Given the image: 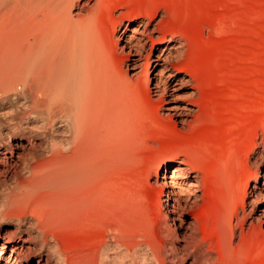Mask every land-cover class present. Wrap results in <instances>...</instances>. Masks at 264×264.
<instances>
[{"label": "bare ground", "instance_id": "bare-ground-1", "mask_svg": "<svg viewBox=\"0 0 264 264\" xmlns=\"http://www.w3.org/2000/svg\"><path fill=\"white\" fill-rule=\"evenodd\" d=\"M81 1L0 0V218L17 221L15 231L0 243V264H30L32 256L39 257L36 264H73L58 243L59 228L52 221L63 217L57 212L49 222L42 216L44 208L36 205L68 200L79 212L88 203H98L102 179L111 169L127 165L135 148L133 100L141 80L145 91L161 98L162 108L168 98L173 100L166 109L173 115L166 118L177 117L175 125L181 130L193 131L207 122L198 97L204 86L185 67L188 46L167 30L161 9L115 18L114 0H92L93 5L84 0L74 13ZM104 14L114 22V49L129 50L127 69L136 72L131 77L109 63L100 29ZM10 21L15 25L11 30H19L16 36L6 31ZM119 41L124 42L121 48ZM148 50L150 67L139 72ZM19 84L22 93L16 90ZM182 91L186 102L174 103ZM255 132L234 149L239 174L227 184L230 188L218 170L207 166L206 157L193 151L153 164L148 185L159 194L160 210H167L159 243L134 242L120 230L108 231L93 253V264L252 263L240 250L261 238L264 245V231L256 239L257 227L246 229L248 219L264 205V150ZM222 197L228 201L226 230L216 250L200 233L207 208ZM24 214H29L26 223ZM192 216L194 221L186 223ZM169 221L179 223L176 229ZM22 228L26 237L9 249Z\"/></svg>", "mask_w": 264, "mask_h": 264}, {"label": "rangeland", "instance_id": "rangeland-1", "mask_svg": "<svg viewBox=\"0 0 264 264\" xmlns=\"http://www.w3.org/2000/svg\"><path fill=\"white\" fill-rule=\"evenodd\" d=\"M83 1L76 6L74 13L83 7ZM114 1L115 18H121L120 13L125 12L130 15H147L161 9L168 23L167 30L181 37L188 46L184 59L185 67L198 75V80L204 86V91L198 97L202 104L204 120L207 122L193 131L181 130V126L178 128L175 125V122L179 121L177 117L173 116L174 121L166 118L167 115H173L166 110L172 99L168 98L166 108H162L161 98L155 96L153 92L149 94L145 91L141 80L139 94L138 96L135 94L133 100L136 117L131 128L137 142L130 158L133 156L134 159L129 158L127 165L120 169H111L102 179L105 182L101 183L103 186L99 192L100 196L96 199L98 203L96 205L95 202L92 205L88 203L85 209L79 211L82 214L75 212L73 210L75 207H72L75 203L70 205L68 200H55L57 205L55 201H52L53 203L47 201L45 207L49 206L50 209L44 207L45 201L44 203L41 201L44 205L40 201L37 202L40 204L36 203V206L44 208L43 213L38 207L46 220L49 221L50 218L59 215V218L63 217L52 221L59 228L56 232L58 243L61 249L73 258V264H93V253L96 247L104 242L108 231L120 230L134 242L159 243L162 218L167 214V210H160L159 194L149 187L147 175L157 164L171 161L179 153L192 154L193 151V154L198 153L206 157L207 166L213 168L212 170H218L221 180H226V188H230L228 185L230 183L232 185L239 174L232 157L234 149L242 144L243 139L256 131L259 142L262 143L261 150H264V0ZM89 4L93 5L94 1L91 0ZM100 24L103 33L101 40L109 52L107 57L110 65L117 73L123 72L131 77L136 72L127 69L129 60L126 56L129 50L122 53L120 49L117 51L114 49L112 40L114 22L110 15L104 14L100 18ZM7 25L6 29H10L6 30L7 32L14 35L16 32L19 33L18 29H15L16 32H13L14 29L11 30L13 22L10 21ZM13 27L15 28V25ZM127 35H131V32ZM118 44L121 48L124 42L119 41ZM150 54V50L144 53L137 71L142 72L150 67L148 64ZM157 54L159 52H156L154 57L152 55L154 68L157 67L154 62ZM21 84L16 88L18 93L24 92ZM186 97L187 93L182 91L174 103L183 104ZM24 143L27 144V141L24 140ZM262 176L260 174V178ZM154 182L155 174L154 178L150 179V183ZM223 191L224 188L220 194ZM222 198H217L216 202L212 201L213 205L207 208L202 221L204 234L200 233V237L210 241L216 250L220 247L226 230L225 215L228 201ZM70 209L74 213L70 212ZM69 214L74 217L72 220ZM28 216L29 214L22 216L24 223L28 222ZM193 221L192 216L186 223ZM169 222L175 229L179 224ZM247 224L246 229L253 224L257 227L258 232L255 235L257 239L260 230L264 231V205L248 219ZM16 228L17 221L0 218V243H3L4 238ZM22 229L21 235L13 236L9 249L21 243L20 238L26 237L25 232H22L25 228ZM237 235L239 237L240 232ZM261 239L247 243L240 250L253 260L247 264H264V245ZM240 252L236 251L235 256ZM38 259V256H32L30 264H36Z\"/></svg>", "mask_w": 264, "mask_h": 264}]
</instances>
